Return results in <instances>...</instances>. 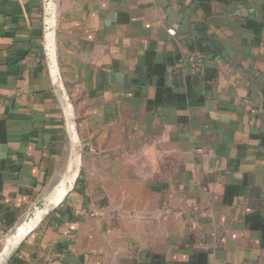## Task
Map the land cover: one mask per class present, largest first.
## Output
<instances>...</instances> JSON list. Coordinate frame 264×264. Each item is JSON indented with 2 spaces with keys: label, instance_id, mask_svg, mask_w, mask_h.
<instances>
[{
  "label": "crops",
  "instance_id": "1",
  "mask_svg": "<svg viewBox=\"0 0 264 264\" xmlns=\"http://www.w3.org/2000/svg\"><path fill=\"white\" fill-rule=\"evenodd\" d=\"M0 0L2 264H264V0ZM63 198V199H62Z\"/></svg>",
  "mask_w": 264,
  "mask_h": 264
},
{
  "label": "water",
  "instance_id": "2",
  "mask_svg": "<svg viewBox=\"0 0 264 264\" xmlns=\"http://www.w3.org/2000/svg\"><path fill=\"white\" fill-rule=\"evenodd\" d=\"M44 9H45V18H46L45 30H44L45 56H46L50 76L52 79V84L54 86V89L57 91L62 103L64 104L65 114H66L67 122H68L69 134H70L71 140L75 146V157H74L71 169L69 170L70 177H72V176H74L73 174H74L75 166L81 157L82 146H81L78 131H77L74 106H73L71 98L69 97V95L67 93L66 87L64 85V81H63L62 75L60 73L59 65L57 62L56 54H55V13H56L55 0H45ZM68 182H69L68 184L63 183V186H68V189L66 191L65 196L69 193V191H71L74 188V180H72V178H70L68 180ZM54 205L55 204L53 203V204L44 208V209L47 208L48 210H47V214L43 217V219L51 212ZM38 208L42 209L41 205H39ZM33 215H34V211L30 212L22 224H24L25 222H28L30 217H32ZM33 229H31L29 232H31ZM29 232H27V234ZM13 234L9 240H11L13 238ZM27 234H25V235H27ZM9 240L7 239L6 242H8ZM19 241H21V239ZM19 241L15 244V246L19 243Z\"/></svg>",
  "mask_w": 264,
  "mask_h": 264
},
{
  "label": "bare ground",
  "instance_id": "3",
  "mask_svg": "<svg viewBox=\"0 0 264 264\" xmlns=\"http://www.w3.org/2000/svg\"><path fill=\"white\" fill-rule=\"evenodd\" d=\"M65 192L63 194V191H58L56 193V196H54V199H52L54 204H57L58 201L61 199L62 195L63 197L66 194V191L68 189V186H65ZM63 199V198H62ZM36 210V211H35ZM34 211V215L32 217H30L28 222H25L24 224L20 225L18 227V229L14 232L13 234V238L11 240H9L5 246V249L8 251L7 252V256L9 255V253L12 251L13 247L15 246V244L22 239V237L27 234V232H29L31 229H33L37 224L40 223V221L43 219V217L47 214V208L46 209H41L40 208H36ZM5 250V251H6ZM3 251V252H5ZM4 254V253H3ZM5 256V258L7 257ZM4 257H2V255L0 254V264L3 263V261L5 260Z\"/></svg>",
  "mask_w": 264,
  "mask_h": 264
},
{
  "label": "rangeland",
  "instance_id": "4",
  "mask_svg": "<svg viewBox=\"0 0 264 264\" xmlns=\"http://www.w3.org/2000/svg\"><path fill=\"white\" fill-rule=\"evenodd\" d=\"M53 199H54V197H53ZM45 206H46V205H43L41 208L44 209ZM40 210H41V209H40ZM35 211H36V210H35ZM35 211H34V212H35ZM46 217H47V216H46ZM11 236H12V235H11ZM11 236H9L8 240L10 239ZM6 240H7V239H6ZM6 244H7V242H4V243L1 245V247H0V254H1L2 257H4V258H5V256H7V252H8V251L5 249ZM3 250H4V251L6 250V251L3 252ZM3 253H4V254H3Z\"/></svg>",
  "mask_w": 264,
  "mask_h": 264
}]
</instances>
